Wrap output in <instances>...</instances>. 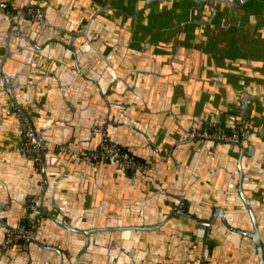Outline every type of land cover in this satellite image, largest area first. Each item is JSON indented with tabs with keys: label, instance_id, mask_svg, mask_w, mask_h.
<instances>
[{
	"label": "crops",
	"instance_id": "0c3cea01",
	"mask_svg": "<svg viewBox=\"0 0 264 264\" xmlns=\"http://www.w3.org/2000/svg\"><path fill=\"white\" fill-rule=\"evenodd\" d=\"M7 1L40 3L45 22L24 23L23 43L4 57L0 264H260L254 240L221 216L209 226L171 207L203 221L223 209L249 232L252 209L264 246V0ZM5 28L0 15V38ZM14 104L49 143L41 169L23 151ZM240 121L242 148L181 141ZM98 124L148 171L73 160L99 147ZM41 182L49 215L38 240L6 243Z\"/></svg>",
	"mask_w": 264,
	"mask_h": 264
},
{
	"label": "built area",
	"instance_id": "2783aa9c",
	"mask_svg": "<svg viewBox=\"0 0 264 264\" xmlns=\"http://www.w3.org/2000/svg\"><path fill=\"white\" fill-rule=\"evenodd\" d=\"M26 16L32 20L41 21L44 18V10L39 6H27L23 9ZM0 15L9 19L11 25L17 20L18 15L9 6L7 0H0ZM14 28L11 27V30ZM16 111L20 114L23 125V151L34 158L41 167L45 158L42 156V139L39 137L37 129L34 127L31 118L22 110L21 107L14 104ZM247 121H244L239 128L231 132L219 129H196L187 134V138L199 140H211L215 142L235 143L242 141L246 136ZM102 141L96 150L88 152H79L80 155L88 161H104L122 169L130 174H143L148 171V166L141 163L136 156L127 149H124L113 142L106 131L102 132ZM44 183L35 185L37 191L28 204V218L24 224L17 228H9L6 231L5 241L8 244H21L27 246L30 242L38 240V232L44 216L41 215L37 202L39 193L42 191Z\"/></svg>",
	"mask_w": 264,
	"mask_h": 264
},
{
	"label": "water",
	"instance_id": "95a60500",
	"mask_svg": "<svg viewBox=\"0 0 264 264\" xmlns=\"http://www.w3.org/2000/svg\"><path fill=\"white\" fill-rule=\"evenodd\" d=\"M27 6H40V3H37V2H31V3H27L25 5H22L18 8H13V10L16 12V14L18 15V18L17 20L14 22L13 26L11 25V22L9 21V19L7 18H4L2 17L5 22H6V28L4 30V33L2 34V37L0 38V80L1 79H6V81H8L9 78H11L10 76V73L8 71V68L6 66V62L4 60V57L6 56V53L9 54V50L10 48L15 45L16 43H23V39H24V30H23V24L24 23H28L31 25L32 28L34 29H37L36 25H42L44 24L45 22V17L41 20V21H36V20H32L30 18H28L26 16V14L23 12V9ZM45 8V7H43ZM45 16V15H44ZM11 27H13L14 29L11 30ZM87 29L88 27L84 28L82 32L86 33L87 32ZM7 50V51H6ZM5 84V83H3ZM7 84V82H6ZM17 106H19L18 104H15ZM247 105H245L246 107ZM21 107V106H19ZM22 110L31 118V121L34 125V127L37 129L36 125L34 124V121L32 119V117L30 116V114L28 113V111L26 109H24L23 107H21ZM246 108H244V110H246ZM18 113V112H17ZM18 115L20 116V114L18 113ZM241 121L244 120V117L241 116L240 117ZM241 121L238 123L239 125L241 124ZM93 132L94 134H97L99 137H100V141L102 140V132L103 131H106L105 129V126L104 125H95L93 127ZM196 130V129H194ZM38 131V134H39V137L42 139V145L44 146L43 149H42V156L46 159V152L49 150V143L46 141L47 139L44 137V135L42 133H39V130L37 129ZM189 133V132H188ZM186 133L183 138L181 139V141H184V142H191V141H197L196 139H190V138H187V134ZM245 141H249V138L246 137L245 140L243 141H240V142H235V143H231V145H236L238 146L239 148H242L244 147L245 145ZM218 143H224V142H218ZM80 151H73L71 153V157L72 155L74 154H77L79 153ZM77 158H82V156L80 155H77L73 158V160L77 159ZM240 191H241V188H240ZM37 205H38V208L40 210V213L42 216L46 217L48 216V212L46 211V209L44 208V204H43V201L42 199H39L38 202H37ZM187 207H184V206H176V205H173L171 207V210H172V213L173 214H177V215H183L185 217H189V218H195L199 221H202L203 224L205 225H209V226H212L216 220V216L219 215L221 216V218L223 219V222L225 223V225L227 227H229L231 230L233 231H237L239 233H245L247 234L248 236H250L256 246H257V250H258V253H259V261H260V264H264V246L261 242V238H260V232H259V226H258V223H257V219H256V216L254 214V211L252 209H249V213L251 215V218H252V221H253V225H254V231L253 232H249V231H244L240 228H237V227H234L233 225H231L229 223V221L227 220L226 216L224 215V212H223V209H217L211 216V218L208 220V221H203L202 219H200V217H196L192 212L190 211H187L186 210ZM58 222H60L63 226L66 227V225L63 223V221H61V219L58 220ZM18 227V226H17ZM17 227H13V228H17ZM9 228H12V227H7V230ZM34 242V241H32ZM30 242L29 245L32 243ZM76 264V263H74Z\"/></svg>",
	"mask_w": 264,
	"mask_h": 264
},
{
	"label": "flooded vegetation",
	"instance_id": "af4514ba",
	"mask_svg": "<svg viewBox=\"0 0 264 264\" xmlns=\"http://www.w3.org/2000/svg\"><path fill=\"white\" fill-rule=\"evenodd\" d=\"M199 140V139H198ZM203 141H211V140H203ZM243 141V140H242ZM228 143V142H227ZM23 246V245H22Z\"/></svg>",
	"mask_w": 264,
	"mask_h": 264
}]
</instances>
